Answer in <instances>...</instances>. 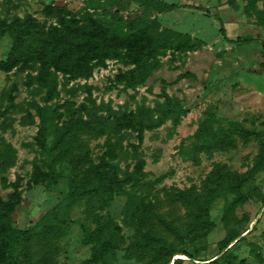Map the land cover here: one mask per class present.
I'll return each mask as SVG.
<instances>
[{"label":"rangeland","instance_id":"obj_1","mask_svg":"<svg viewBox=\"0 0 264 264\" xmlns=\"http://www.w3.org/2000/svg\"><path fill=\"white\" fill-rule=\"evenodd\" d=\"M164 1L206 11L0 0V226L46 219L22 264H208L233 233L230 264H264V0ZM54 30L111 42L54 65ZM167 98L176 127L160 123ZM207 202L211 228L195 229Z\"/></svg>","mask_w":264,"mask_h":264},{"label":"trees","instance_id":"obj_2","mask_svg":"<svg viewBox=\"0 0 264 264\" xmlns=\"http://www.w3.org/2000/svg\"><path fill=\"white\" fill-rule=\"evenodd\" d=\"M248 1H249L251 8L256 7L257 0H248ZM146 2L152 3L154 8L160 9V10H176V9L184 7V8L196 9L199 11H206L204 8H201V7L194 8V7H187V6H179L177 4H168L164 0H146ZM262 25L264 26V23ZM54 31L56 34L53 35L54 38L52 41V47L50 49L51 54H48V52L45 51L41 56L44 59L46 58L47 60H50V61L45 60L46 62L53 63L55 65V62L60 61L68 52L70 55H72L73 47L78 49V47L80 48V45H79V42L73 41V44H72L69 40H66L67 38H65L62 35L61 31L59 30H54ZM222 32H223V35L225 36L226 33H225L224 28H222ZM101 37H102V34L96 36L94 39L88 38V40H85L84 43L81 44L80 49H84L85 47L90 46L92 48L93 53L98 51V49H100L101 54L106 52L108 50V47L111 41L109 40V41H106V42L104 41L101 43L99 41ZM156 41L157 43H164L166 39L165 40L163 38L155 39L154 44L156 43ZM229 42L237 43V44H247V43H250L251 40H237V41H229ZM70 46H72L71 50H69ZM263 47H264V44H263ZM156 51H157V48L154 45L152 48L146 50L144 54V60L155 56ZM180 78H182V76ZM167 103H168V108L162 113L161 118H160V123L162 124V123H165V121L167 120H171L173 125L176 127L180 124L183 115L181 114V112L175 111L171 103V99L167 98ZM52 169H53V166H52ZM115 176H116V171L114 170H112V176H108V173H106L104 170H101V176L100 177L97 176V179H98V182H105L107 180H110V182H115L113 180ZM212 179H213V175H212ZM75 200H76V197L73 196L71 201L67 204L68 208L74 205ZM208 203L210 202H207V205L202 207V214L196 220L195 225H194L195 229L208 230L211 228L212 223L207 218L209 215V208H210V204ZM17 205H18V202L15 197L13 198L9 206L10 211L13 212ZM58 220H57L58 223H65L67 221L66 218L61 219L59 221ZM52 221L54 222V220ZM42 225H46V219L39 222L35 227L29 228L27 230L13 229L9 224L0 226V247L2 251V257L0 258V264H22L21 255L24 250V246L27 240L29 239V236L31 235V233L34 231L35 228L40 227ZM168 227H169V224H168ZM82 228H83V232H84V235L87 241L96 242L97 244L104 245L103 247L105 248L106 242L104 241L102 236H100L99 234L91 233L84 226H82ZM238 238H239L238 233L230 234L226 238V240L223 242V244L221 245L220 255L215 260L210 261L208 264H230V260H231L230 249L233 246V243ZM156 244H157V250L159 252L165 247V249L170 251L171 256H178V255L179 256H183V255L189 256L188 252H186L185 250H179L174 245H169L166 242H162L159 240Z\"/></svg>","mask_w":264,"mask_h":264}]
</instances>
